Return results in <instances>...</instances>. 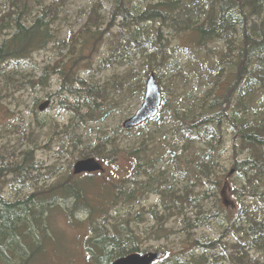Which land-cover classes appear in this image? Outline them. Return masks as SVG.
<instances>
[{
    "label": "trees",
    "instance_id": "16d2710c",
    "mask_svg": "<svg viewBox=\"0 0 264 264\" xmlns=\"http://www.w3.org/2000/svg\"><path fill=\"white\" fill-rule=\"evenodd\" d=\"M106 3L111 6L109 15L102 12ZM0 5L6 8L0 14V82L18 84L20 75L25 83L20 86L33 89L37 83L47 85L52 74L60 77L59 90L48 94H56L60 107L72 114L61 133L68 136L76 160L95 157L105 165L118 160L115 135L90 142L91 124L105 120L120 106L115 101L110 105L111 90L124 86L129 96L139 87L143 93V84L138 83L141 75L155 72L162 91V105L153 120L155 131L163 123L166 107L175 106L177 116L173 139L162 154L152 153L150 137L142 133L125 147L134 160V173L119 183L104 180L95 189L98 194H90L86 187L96 185L94 178L100 172L77 176L69 169L66 178L47 185L46 180L58 173L42 170L43 162L35 158L36 144L23 149L21 156L9 154L0 145V264H63V256H57L70 241L57 232L58 208L71 221L78 212L86 215L85 247L94 264H111L121 256L147 252L142 249L144 239L172 237L174 228L167 224L173 216L181 218L177 233L186 246H181L180 253L168 249L155 264H264V103L260 96L264 95V0H96L85 23L68 38H61L55 28L61 11L58 0H1ZM168 25L177 32H189L199 49L216 52L210 47L216 42L224 47L217 52L214 69L225 82L222 93L212 91L198 113L190 107L182 117L179 108L187 97L171 92L180 99L169 102L165 80L171 73L185 76L174 61L176 50L185 47L167 43L162 32ZM115 27L116 37L110 39ZM106 40L113 42L112 50L99 61L98 69L131 62L138 55L142 64L129 69L121 81L115 77L102 82L92 73L79 76L82 66L84 71L90 68L88 52ZM50 43L58 49V58L42 68V76L29 79L16 71L33 65L34 53ZM3 88L0 85V92ZM151 122L132 131L144 130ZM227 148L239 174L237 182L229 185L240 203L231 213L222 199L229 173L219 161ZM167 158L177 178L184 181L182 188L168 186L172 184L168 171L161 170ZM40 179L45 184L40 193L3 194L9 181L13 186ZM152 193L161 196V203L146 209L141 199ZM146 215L150 218L145 229L131 224L132 218L136 222ZM212 224L219 230L217 237L197 235L198 229ZM256 252L262 257H254Z\"/></svg>",
    "mask_w": 264,
    "mask_h": 264
},
{
    "label": "rangeland",
    "instance_id": "374dc122",
    "mask_svg": "<svg viewBox=\"0 0 264 264\" xmlns=\"http://www.w3.org/2000/svg\"><path fill=\"white\" fill-rule=\"evenodd\" d=\"M95 1L96 0H58V2H60L61 11L55 28L61 38L70 37L73 32H76L85 23L89 10ZM3 9L6 8L0 5V14ZM110 10V4L106 3L102 12L109 15ZM146 29H151V26H147ZM113 31V35H109L110 39L116 37L115 34L118 28L115 27ZM162 33L164 37L168 39L167 43L170 44L171 47H179L180 45H182L181 47H185V50H176L174 60L176 63H179L181 67L180 70L185 76L182 77L178 74L171 73L169 78H165V82L168 83L169 102H176L180 99L177 95L182 94L185 98L187 97V101L179 108V117H182L183 113H187L190 107L196 108L198 113L203 104V100L208 98L212 91H215L217 95H220L223 91L222 89L225 82L223 80L220 81L214 72L217 64V52L220 53L224 50L223 44L219 42L210 44V47L216 50V52L207 51L202 48L199 49L194 45L195 39H193L189 32H177L172 25L164 26ZM112 45L113 42H111V40H106L101 43L98 42L94 46V50L88 52L91 55L90 68L87 67V71H84L85 67L82 66L79 76L84 78L90 76L92 73L102 82L109 81L115 77L121 81L122 78L126 76L129 69L138 67L142 64L143 58L138 55L133 57L131 62L127 61L124 64H117L101 70L98 69L99 61L109 55L112 50ZM188 50H190V52H188ZM64 52H67V49H65ZM57 53L58 49L55 48V45L50 43L47 48L34 53L33 65L20 66L16 71L20 72L23 76H27L29 79H38L42 76V68L47 63L54 62L58 58ZM17 78L20 80L18 84L11 83L5 86L3 82H0V85L4 87L2 92H0V96H2V103H0V145L4 144L9 154L21 156L23 149L26 150L29 146L36 144L37 147L33 148L35 158L37 161L43 162L44 167H42V170L49 174V170L52 171L55 169L58 173L55 177L46 180V184L50 185L52 182L66 178L69 169H71L72 173V168H70V166H73L76 161L77 155L73 156L71 154L73 149L69 147L68 136L61 133L65 124L70 122L72 114L60 107L57 102L56 94H48L57 92L60 88V77L57 74L51 75L47 85L37 83L33 89L30 86L21 87V83L25 84L22 81L23 77L17 75ZM147 78L148 76L141 75L138 83L143 84L144 87ZM1 79L3 78H0V80ZM168 80L170 82H168ZM217 82H219V85ZM14 86H16V88ZM123 89L120 90L117 88L110 92L112 98L110 105L113 104L112 101H115L121 102L120 106H115L105 120L91 124L93 130L91 131L90 142H94L98 138H106V135H115L117 142H119L120 150L119 158L114 164H104V170L98 174L96 173L94 178L97 182L96 185L86 187L90 194H98L96 193L98 191H95V189L101 188L106 179L111 183H119L124 177L131 176L134 173V160L126 151L125 147L137 141L142 133L150 137V147L152 153L156 156L162 154L165 145H168L173 139L172 133L175 127L173 122L177 117L174 111L175 106H173V109L166 107L165 113L161 115L164 116L163 123H161L157 131H155L157 125L155 121H152L144 130L142 128L137 131L126 130L123 127V122L141 106L144 99V90L143 93H141L138 87L135 90V95L130 94L127 96ZM116 91H118V96L116 95ZM171 92L177 95L174 96ZM260 96L263 97L264 103V95L260 94ZM46 100L52 102L41 111L39 107ZM53 123L58 126L59 130L54 131L55 128L52 126ZM226 140H228L229 144L230 137L228 136ZM61 146H63V148H61ZM230 152L231 151L227 148L219 159L222 170L225 169L227 173H229V175L224 178L226 180V188L222 194V199L224 201L223 205L228 213H231V210H236L240 206L239 201L230 193L231 189L229 188V185L237 182L239 177V174L234 171ZM195 153L194 151L192 154ZM169 161L170 158H167L166 161H164L165 164L161 168V170L168 171L169 179L172 183H168V186H174L176 189L182 188L184 181L177 178L172 164H167ZM160 162L164 163L163 161ZM41 181V179L38 183L27 181V183H16L13 184V186L12 182L9 181L4 185L3 194L7 196H23L31 192H35L36 194L40 193L45 187V184H42ZM83 181L84 180H81L80 182ZM99 192L101 191L99 190ZM93 197L98 200L97 195H93ZM250 198L251 197L248 199ZM160 200L161 196L159 194L152 193L146 199H141V205L146 209H150L155 205H160ZM59 211L60 209L58 208L56 210L57 232H61L62 236L64 235V237L70 241L68 249H64L62 254L57 256V258L63 256L60 263L94 264L90 260L85 247V238L89 234L86 215L82 212H78L75 216L76 218H73L71 221L67 215ZM147 218H150V216L146 215L145 217H140L136 222L132 218L131 224L135 226L137 223L139 228L143 230L148 226L149 221ZM76 219L81 223H78ZM167 226L174 228L173 234L170 232L172 237L168 239H144L142 243L143 251H167L169 249L173 254L181 252V246H186L185 242H181V237L179 233H177V230L181 227V218L173 216ZM218 234L219 230L215 224L197 230L198 236L206 235L215 238ZM186 250L188 249L186 248ZM254 257L261 258L262 253L256 252Z\"/></svg>",
    "mask_w": 264,
    "mask_h": 264
},
{
    "label": "water",
    "instance_id": "95a60500",
    "mask_svg": "<svg viewBox=\"0 0 264 264\" xmlns=\"http://www.w3.org/2000/svg\"><path fill=\"white\" fill-rule=\"evenodd\" d=\"M49 101L40 106L44 110ZM162 103V93L154 72L146 81L145 97L141 107L123 123L125 128H133L142 122L155 117ZM102 169V164L95 157L77 160L73 166L74 174L92 173ZM165 256L162 251H150L144 254L131 253L116 259L112 264H153Z\"/></svg>",
    "mask_w": 264,
    "mask_h": 264
},
{
    "label": "bare ground",
    "instance_id": "6f19581e",
    "mask_svg": "<svg viewBox=\"0 0 264 264\" xmlns=\"http://www.w3.org/2000/svg\"><path fill=\"white\" fill-rule=\"evenodd\" d=\"M79 100V99H78ZM40 173H42V172H40ZM34 175V174H33ZM47 177V176H46Z\"/></svg>",
    "mask_w": 264,
    "mask_h": 264
}]
</instances>
